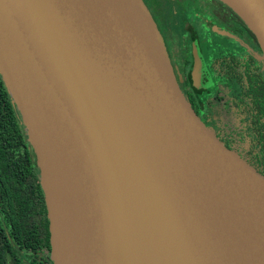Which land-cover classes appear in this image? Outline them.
I'll return each instance as SVG.
<instances>
[{"label": "water", "instance_id": "obj_1", "mask_svg": "<svg viewBox=\"0 0 264 264\" xmlns=\"http://www.w3.org/2000/svg\"><path fill=\"white\" fill-rule=\"evenodd\" d=\"M220 1L264 61V0ZM0 74L53 264H264V170L192 109L144 0H0Z\"/></svg>", "mask_w": 264, "mask_h": 264}, {"label": "flooded vegetation", "instance_id": "obj_2", "mask_svg": "<svg viewBox=\"0 0 264 264\" xmlns=\"http://www.w3.org/2000/svg\"><path fill=\"white\" fill-rule=\"evenodd\" d=\"M158 1L150 3L160 29L166 27L173 72L190 106L226 145L264 170V61L255 35L220 0H177L175 23ZM0 264H53L36 156L1 74Z\"/></svg>", "mask_w": 264, "mask_h": 264}, {"label": "rangeland", "instance_id": "obj_3", "mask_svg": "<svg viewBox=\"0 0 264 264\" xmlns=\"http://www.w3.org/2000/svg\"><path fill=\"white\" fill-rule=\"evenodd\" d=\"M144 1H145L146 6L148 7V9H149V11L151 13V15H152V17H153L156 25L158 26L159 31L162 29V31H160L161 35L164 34V30L166 29V27L163 24L161 26V29H160V23H159V20L157 18L160 15L157 12L156 8L153 7V5L150 3V0H144ZM158 2H160V6L164 10V13L166 15L165 16L166 19H168V16H169L172 20H174L173 23H175L176 18H177V15L179 13V8H178V5H177V0H159ZM162 37H163V35H162Z\"/></svg>", "mask_w": 264, "mask_h": 264}, {"label": "bare ground", "instance_id": "obj_4", "mask_svg": "<svg viewBox=\"0 0 264 264\" xmlns=\"http://www.w3.org/2000/svg\"><path fill=\"white\" fill-rule=\"evenodd\" d=\"M166 37H167V36H165V38H166ZM168 38H169V37H168ZM171 41H172V40H171ZM171 41H170V42H171Z\"/></svg>", "mask_w": 264, "mask_h": 264}]
</instances>
